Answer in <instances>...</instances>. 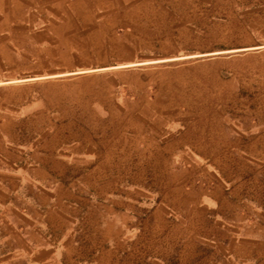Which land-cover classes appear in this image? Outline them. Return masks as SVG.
<instances>
[{
    "label": "rangeland",
    "instance_id": "obj_1",
    "mask_svg": "<svg viewBox=\"0 0 264 264\" xmlns=\"http://www.w3.org/2000/svg\"><path fill=\"white\" fill-rule=\"evenodd\" d=\"M132 6L97 10L92 25L72 27L70 43L61 44L71 51L42 61L61 69L45 70L53 75L24 89L0 87V100L13 102L0 107L3 113L22 115L0 123V131L17 132L0 138V150L39 139L63 149L91 148L103 167L94 171L95 198L106 190L125 192L131 208L141 194L143 218L156 201L178 214L188 205L183 197L204 193L203 182L220 175L229 184L235 173L228 154L205 156L207 163L220 162L218 172L204 168V156L192 152L198 138L247 132L264 121V0H141ZM23 96L29 106H19ZM220 255L223 264L233 263L223 251L206 249L202 264Z\"/></svg>",
    "mask_w": 264,
    "mask_h": 264
},
{
    "label": "crops",
    "instance_id": "obj_2",
    "mask_svg": "<svg viewBox=\"0 0 264 264\" xmlns=\"http://www.w3.org/2000/svg\"><path fill=\"white\" fill-rule=\"evenodd\" d=\"M140 1L0 0V87L24 89L30 80L53 75L45 70L61 69L42 61L71 51L61 44L70 43L72 27L92 25L97 10L125 11ZM27 101L21 97L19 106H29ZM10 104L0 100V107ZM21 116L0 109V123ZM16 133L15 127L0 131V138ZM197 145L192 152L203 155L204 168L214 172L220 162L207 163L205 156L233 157L232 181L217 173L216 181L201 184L200 198L182 196L189 205L183 212L156 201L143 218L141 194L131 199V208L125 192L94 197V171L102 166L93 149H63L42 139L6 144L0 150V264H202L206 249L223 251L232 264L264 263V121L247 132L200 136ZM173 220L186 226L175 227ZM159 236L164 242L158 246L153 242Z\"/></svg>",
    "mask_w": 264,
    "mask_h": 264
}]
</instances>
